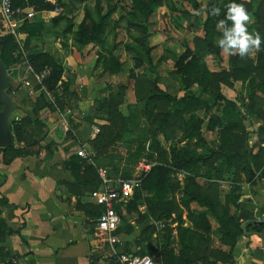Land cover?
<instances>
[{
    "label": "trees",
    "instance_id": "trees-1",
    "mask_svg": "<svg viewBox=\"0 0 264 264\" xmlns=\"http://www.w3.org/2000/svg\"><path fill=\"white\" fill-rule=\"evenodd\" d=\"M60 2L61 0H57ZM160 0H131V10L127 13L129 18L128 24L130 27L140 29L143 37L139 39L136 37L134 43L139 46L142 52H138L135 48L126 47L127 56L133 61V67L137 68L136 62H145V66L155 72L156 65H151V49L147 47L148 21L154 14L155 8L159 5ZM186 2L192 9L193 13L189 11H172L176 14L187 17V27L195 29L201 33L194 36L192 40L193 48L188 45H183V49L179 53H175L176 58L173 62L169 75L176 79L179 83V90L183 91V96L178 98L170 95L167 91L162 90L157 83V78L149 81L146 94L142 97L140 102L141 118L147 123L149 127L150 137H139L134 139V149L127 156L131 160L144 159L147 164L151 165L149 170L142 171V181L140 187L134 191L133 197L122 208L117 207L116 210L121 218L120 226L117 230L118 234L125 236L131 235L132 225L129 222L122 220V211L125 207L127 212L136 210L139 201L145 204L146 211L140 214V219L143 224L150 220H161L162 216L168 218L173 216L176 211V226L166 229L163 233L164 238L170 243H161L156 245V251L159 252L158 264H217V263H231V253L223 251L221 248L226 247L232 249L237 239L242 235L240 223L237 221L236 209L239 207L238 199L241 196V187L236 180L235 175L226 174L221 169L235 167L242 171L247 180L251 179L253 171L251 164L254 165L256 157L248 156L242 152L246 148V141L249 137V130L245 129L243 124H226L222 126L221 120L211 115L207 126L208 130L218 129V143L215 149L207 148L204 140L201 138L200 128L202 121L195 119L191 115L195 110L205 109L210 112L214 105L220 100L219 95H216L213 103L203 101L200 99L202 94L219 93L220 85L233 87L235 82L249 80L251 92L248 96V110L249 115H256L259 119L264 121V111H256L255 97L256 92L264 93V42L261 44V50L256 56V63L253 64L251 60L240 58L239 55L231 56L230 66L228 70L223 65L222 50L217 46L216 41L222 36V31L217 30V22L225 19L227 11L226 5L232 2L243 4L248 12H251V4L256 2L258 4L257 10L253 14L257 25L259 26V34L262 41H264V0H250L245 2L242 0H208L206 6L205 20L198 24L197 12L199 6L196 0H181ZM15 6L25 8L27 4L33 6L36 11H53L59 4H51L45 0H14ZM213 6L221 9L219 16H212L210 10ZM113 9H109L104 15L98 14L97 20L92 19L88 13H85L83 20L78 24L77 31L74 32V23L72 19L63 16H56L53 18L54 23L65 21L66 26L63 30V35L74 34L75 40L79 44V48L91 43L101 42L102 31L105 21L110 16ZM182 22H178L181 25ZM178 25V26H180ZM21 31L27 34V39L39 36L42 32V26L38 22L24 23ZM17 49V44L14 38L10 35L0 36V60L6 67L13 68L19 66L22 60L20 57L14 56ZM112 54V53H111ZM204 55H210L215 64L219 66L218 73L211 72L203 60ZM27 61L35 72H41L45 68L49 70V75L40 86L31 79L33 90L38 92L32 103V116L34 120H30L26 113L23 120H13L11 123V132L13 135V145L6 148H0V159L7 152H12L16 156L26 157L36 154L41 142L45 141L47 131L43 120L47 118L52 111V106L47 101L44 95V89L52 93L53 97H59L54 91L57 83H60L62 90L66 93L68 91V81L62 80L64 68L57 64L46 53H28ZM98 63H102L103 72L108 75H115L122 71L123 64L119 59L113 55H101L97 59ZM154 64V63H153ZM22 70V68H20ZM21 72L18 69L15 72ZM157 77V76H156ZM197 86L193 91V86ZM20 85L9 79V88L7 93L13 98L17 97L22 102V98L17 89ZM25 90V89H24ZM17 94V95H16ZM74 96V95H73ZM228 107H233L232 104L226 103L223 111ZM46 109L47 111H45ZM261 109V108H259ZM45 111V112H44ZM190 114V115H189ZM189 116V117H188ZM188 117V118H187ZM70 129L66 134L68 140L77 142L74 132L77 130V124L72 120L68 121ZM125 130V129H124ZM178 130L185 132V139L187 143L182 147L170 145L168 149H164L161 145L160 137L164 143L175 140V133ZM126 129L124 136H119L120 142L129 138ZM99 133L88 141L91 149L94 151L98 149L101 142H103V134ZM116 133V135H118ZM149 148L146 151L147 141H149ZM52 143V142H51ZM22 145V147L18 145ZM79 145V144H77ZM48 146V145H47ZM46 146V148H48ZM80 146V145H79ZM198 148L208 150V154L201 155L197 152ZM88 152H90L88 150ZM103 151H101L102 153ZM93 160L96 162L100 153L96 154ZM220 161V168L215 167L214 164ZM84 160L71 156L69 160L64 163L65 170L71 172L75 179L76 187L81 192H92L98 189L101 185L99 177L96 176L92 167L84 166ZM198 165L208 167L216 171L214 180L212 181V174L207 175L205 186H200L196 182L195 172ZM107 170V169H106ZM184 173L183 183L177 179V174ZM107 174L113 179H130L129 172L114 170L113 176L108 170ZM230 182L232 188L227 192L220 190L216 182ZM176 194L179 195L176 199ZM224 202H221L220 198ZM5 201H0V206L5 205ZM90 208L92 218H97L102 208L100 206L86 205ZM234 209L235 212L231 210ZM186 211L187 224L184 225L182 220V211ZM174 217V216H173ZM147 229L152 226H148ZM148 231V230H145ZM176 232L177 250L175 251L171 241V233ZM216 232L218 235L219 248L215 247L212 233ZM15 233L5 226L3 219L0 220V238L5 234L10 235ZM151 235V232L149 233ZM139 247V246H138ZM142 247V246H140ZM152 247V244L150 245ZM124 252L143 256L145 251L140 248L139 251L134 252L131 249L129 242L125 243ZM5 250L0 247V260L5 261Z\"/></svg>",
    "mask_w": 264,
    "mask_h": 264
},
{
    "label": "crops",
    "instance_id": "crops-1",
    "mask_svg": "<svg viewBox=\"0 0 264 264\" xmlns=\"http://www.w3.org/2000/svg\"><path fill=\"white\" fill-rule=\"evenodd\" d=\"M24 1L28 3V0ZM45 1L56 5L59 3L56 6L59 10L60 5L64 4L63 1L58 2L57 0ZM242 1L249 2L250 0ZM257 7L256 2L251 4V12L249 13L251 21L247 26L250 33L259 32V26L253 15ZM25 8L27 11L34 13V16L26 23L38 22L42 26L41 34L28 38L27 42V34L22 31L21 37L26 52L47 53L55 59L57 56L61 59L64 57L67 64L65 65L67 75L74 74V65L80 63L81 59L87 62L96 59L95 54H93L94 51L88 52L92 45H86V48H83L81 52H70L67 55L64 53L61 47V32L65 28L66 22L54 23L53 18L58 14L54 11L55 9L53 11H36L30 4H27ZM205 11L206 8L202 11L200 24L205 20ZM1 23L0 28L5 29ZM217 30L222 31L218 27ZM0 34L2 33L0 32ZM187 44L192 48L191 42ZM129 47L138 50L136 44ZM162 50L161 57H172L173 62L176 58L175 53L180 52L178 50H168L165 47ZM258 52L254 51L246 56V59L255 64ZM222 56L223 65L228 70L231 56L234 55L222 51ZM202 58L211 72L218 73L219 66L215 64L210 55H204ZM119 61L123 64V69L126 61L122 59H119ZM152 62L156 65L155 72L158 73L159 77L158 86L174 97H182L183 91L179 90V83L169 75L171 69L163 74L164 68L161 66V62L154 60ZM72 63L75 64L72 65ZM97 72L98 69H94L92 73L94 77L89 73L83 76L76 74L78 81L74 82L75 86L72 83L70 85L73 93L78 90V85H80L83 96H85V92L87 93L79 104L80 106L83 105V114H86L87 107L89 105L91 107L96 96L99 95L98 84L102 83L103 85V82L95 77V75H98ZM121 73L122 71L117 75ZM108 77L112 76L108 75ZM196 87V85L193 86V91L197 89ZM250 92L251 86L248 79L235 82L233 87L221 84L219 93L202 94L200 97L203 101L213 103L216 95H219L220 100L217 101L213 109L206 112L202 108L191 114L195 119L202 121L201 138L207 148L211 149H215L218 143V129H207L211 115L218 117L222 122V126L230 123L243 124L245 129L249 130V137L246 141V148L242 152L247 154L248 160L251 156L256 157L254 165L251 164L254 176L249 180L242 171L237 170L235 167L221 169L219 167L220 161L214 164L222 172L235 175L241 187V196L237 202L239 207L235 211L240 227L242 223L244 224L241 227L243 230L242 235L237 239L232 249L221 248L217 233H212L215 247H220L227 253L230 252L232 258L231 263L219 262L217 264H264V121L256 115H249L248 96ZM226 103L232 104L233 107H228L223 111ZM255 103L256 111H264V93L256 92ZM22 113L21 109H17L14 120H19ZM43 121L47 128V137L39 145L36 154L21 157L12 152H7L0 159V201L4 200L6 202L5 205L0 206V220L3 219L7 229L15 232L10 235L5 234L0 238V247L4 248L5 256H9L5 257L4 262L0 260V264H105L101 257L106 253V250L96 249V241L92 234L96 218L91 217L90 208L86 206L96 207L90 198L93 191L81 192L74 184L75 179L71 172L64 168V163L71 156L77 157L76 150L78 148L76 147H79L77 144L81 147L86 143L88 144L91 126L89 130V125L78 123V128L74 132L77 142H74L66 138L67 132L61 120L53 124L52 118L47 116ZM185 135L183 130H178L175 133V140L166 143L167 149L170 145L182 148L187 143ZM20 147L22 146L20 145ZM197 152L201 155L208 154V150L204 148H198ZM195 172L197 173L196 182L203 187L207 181V175L212 174L211 180L213 181L216 174V171L214 172L202 165H198ZM177 175H179L178 181L182 184L184 173ZM216 183L220 185L219 189H224L225 192L232 188L230 182L223 183L219 180ZM100 188L101 185L98 189ZM231 210L235 212L233 208ZM187 223L186 221L185 224ZM130 224L133 223L130 222ZM121 237L126 243L130 236L122 235ZM170 237L172 241L170 246L176 251V232L173 231ZM146 246L144 244L142 247L134 246L131 249L137 252L142 248L145 255H154L147 252ZM152 247L156 250L155 244H152ZM157 253L159 254L158 251H156ZM154 256L160 258L159 255Z\"/></svg>",
    "mask_w": 264,
    "mask_h": 264
},
{
    "label": "rangeland",
    "instance_id": "rangeland-1",
    "mask_svg": "<svg viewBox=\"0 0 264 264\" xmlns=\"http://www.w3.org/2000/svg\"><path fill=\"white\" fill-rule=\"evenodd\" d=\"M61 1H63L64 4L60 5V12L56 16L60 15L65 18L72 19V21L74 20V25L76 26L73 29L74 32L77 31V26L83 20L85 13H88L92 19L97 20L99 13L101 15H104L109 9H113V11L105 21L101 36V42H99L98 44H88V46L92 45V47L89 48L88 52L94 51L93 54H95L96 59L90 60L88 62L81 59L82 61L80 63H72V65L75 64L74 74L67 75L65 68V65L67 64L64 57H62L61 59L57 56V58L55 59L54 57L46 53L57 64L61 65L64 68L62 80L68 81L69 83L68 91L66 93L62 90V86L60 85V83H57L54 91L59 95L58 98L53 97L52 93L47 92L46 89L43 88L44 95L47 98L49 104L52 106V111L48 114V117L52 118L53 124L58 120H61L63 123H68L69 120H72L76 124L84 123L86 125H89V130L90 126H95L98 129L100 128V134H103V142H101L100 146H98V149L94 151L91 149L90 145L86 143V153L88 161L82 159L85 162V168L87 166L92 167V169L96 173V176L98 175L97 168L99 167L107 169L113 176H115L114 170L116 169L120 172H129L131 174V178L140 176L142 175V166L151 167V165L147 164L144 159L138 161L131 160L127 156V154L134 149V139L139 137H150L149 127L147 123L141 118L139 106L142 97L146 94L149 81L157 78L156 80L158 82L159 77L158 73L146 67L145 62L143 61L136 62L138 66L137 68H134V62L131 61L127 56L126 47H129L130 45L132 47V44L134 46V39L136 37H138L139 39L143 37L140 29L132 28L128 24L129 18L127 17V13L131 10V0ZM196 1L199 6L197 16L198 24H200L202 11L206 8L208 0ZM172 9L180 11L181 13H183L184 11L193 13V9L184 1L160 0L159 5L155 8L154 14L148 21V25L150 27L148 28L149 36L147 38L146 44L147 47L151 49L150 55L152 57V60L161 62V66L164 68L162 72L163 74H165V72H169L172 68L173 58L166 56L161 57V55L163 54L162 49L165 47V49L168 50H178L181 52L184 47L183 45H188L187 43L189 42H191V47L193 48L192 40L194 35L196 36L201 33L198 30L189 29L187 27V17L174 13ZM0 22H2V18L0 19ZM178 22H182L181 25L178 24ZM7 31L8 30L5 26V34H7ZM0 32H4V29H2V27L0 28ZM62 32L61 47L63 48L66 55L70 52H81L83 48H86L85 46L79 48V44L76 42L74 34L63 35ZM72 48H74V50H72ZM137 48L138 52H142L139 46H137ZM108 54L126 61L120 75L115 74L114 77L113 75H110L113 78L108 77V74H105L103 72L102 63L97 62L99 56H108ZM167 61L170 62L168 63ZM151 65H154L153 62H151ZM94 69H98V75H95V77L97 80H101L103 82V85L102 83L98 84L97 88L99 89V95L96 96L93 105L91 107L90 105L89 107H87L86 114H83V105L80 106L79 104L80 102H82V98L85 97L87 93L85 92V96H83V92L79 87L80 85L77 86L78 90L73 93L71 92L70 85L71 83L74 84V82L78 81V79H76V74L83 76L89 73L92 75V77H94L92 74ZM20 76L21 75L19 72L13 73L12 76L9 75V79L20 85V89H17L16 91L17 94L19 93L20 97L22 98V102L20 103V100L17 97L13 98V101L16 105V110L21 109L23 111V113L21 114L22 117H20L19 120L21 121L28 118L30 120H34L32 113L29 112L32 111V103L34 102L35 97L38 95V92H35L32 86L31 88H25L18 81V78ZM44 110L47 111L46 109ZM15 111H12L10 114V124L14 120ZM26 113H29V115H27L28 118H25L27 117ZM43 124L45 125L44 121ZM66 126L68 133L70 126L69 124ZM85 127L87 128V126ZM126 129H130V132L127 131L129 138H127V140H124L123 142H120L119 136H124ZM45 130L47 131L46 126ZM118 132L119 134L116 135V133ZM89 139L92 138H90L89 136ZM148 140L149 141H147L146 151L148 150L149 143L151 142L150 139ZM160 141L162 147L164 149H167V144L164 143L161 139ZM76 148L80 149L81 145ZM88 150L90 152H88ZM101 151L103 152L101 153ZM95 153H100V156L96 162L93 160V157H96ZM177 178L179 179V175H177ZM178 197L179 195L176 194V199H178ZM220 200L221 202H224L222 198H220ZM121 211L122 220L124 219L125 222L133 223L130 224L132 225V233L130 237H128L129 240L126 241L130 243L131 247H140L146 244V250L149 254L159 255L158 253L156 254V250L153 247H150V245L156 243V245L159 246L161 243H170L169 240H166L164 238L163 233L167 234L166 229L170 227L169 224L171 222L174 223L172 225L177 224L176 217L179 211H176L177 213H174V217L170 216L166 218L162 216L160 218L161 220L149 221L151 223H157L159 221L170 222L164 228L163 233L160 232L155 224H150L149 222H145V224H143V222H141L139 215L144 214L146 211L145 204L142 201L138 202L136 210L134 211L127 212L125 207L121 209ZM181 215L185 225L186 211L183 210ZM147 223H149L148 226H152V229L146 228ZM150 232L151 235H149Z\"/></svg>",
    "mask_w": 264,
    "mask_h": 264
},
{
    "label": "built area",
    "instance_id": "built-area-1",
    "mask_svg": "<svg viewBox=\"0 0 264 264\" xmlns=\"http://www.w3.org/2000/svg\"><path fill=\"white\" fill-rule=\"evenodd\" d=\"M56 13L60 10L55 8ZM0 16L2 18V24L7 28V34L5 29L0 36L10 35L14 38L17 49L14 52V56L20 57L22 62L19 66L10 68V76L13 75V70H19L20 77L18 81L26 88H31V79L34 80L38 85H42L45 78L49 75V70L45 68L41 72H35L31 65L27 61V52L24 48L22 41L21 28L23 24L34 16L32 11H27L26 8L15 6L14 0H0ZM22 68V70L20 69ZM17 72V71H16ZM43 89V88H42ZM67 123H64V129L67 132ZM90 138H94L98 133L99 129L95 126H91ZM87 145H83L76 151L77 157L87 160L86 153ZM149 166H142V171L149 170ZM141 171V172H142ZM97 174L101 182V188L93 191L90 194V198L94 204L100 206L103 211L95 220L93 227V237L96 241L97 250H106V253L102 255L101 259L105 264H148L145 260L149 257L151 264H158L159 258L154 255H135L132 253L124 252V240L122 235L117 233V230L121 223V218L116 210L117 207L122 208L123 205L127 204L128 201L133 197L134 191L140 187L142 181V175L135 176L130 179H113L107 174V170L99 167L97 168ZM155 224L157 228L163 233L164 228L168 225L167 221H159ZM170 225V224H169ZM172 225V227H175ZM126 258V259H123ZM139 258V259H136Z\"/></svg>",
    "mask_w": 264,
    "mask_h": 264
},
{
    "label": "clouds",
    "instance_id": "clouds-1",
    "mask_svg": "<svg viewBox=\"0 0 264 264\" xmlns=\"http://www.w3.org/2000/svg\"><path fill=\"white\" fill-rule=\"evenodd\" d=\"M226 9L225 19L217 22L218 29L222 30V36L216 41L217 46L224 53L239 55L242 59L254 51H260L261 44L264 41H262L259 33L248 31L247 26L251 21V16L245 6L232 2L226 5ZM210 12L212 16H219L221 9L213 6ZM145 260L148 261V264H151L149 257H146ZM133 264H135V261H133Z\"/></svg>",
    "mask_w": 264,
    "mask_h": 264
},
{
    "label": "water",
    "instance_id": "water-1",
    "mask_svg": "<svg viewBox=\"0 0 264 264\" xmlns=\"http://www.w3.org/2000/svg\"><path fill=\"white\" fill-rule=\"evenodd\" d=\"M11 69L0 60V148L13 145L10 114L16 109L12 97L7 93L9 88V73ZM244 224H241L243 227Z\"/></svg>",
    "mask_w": 264,
    "mask_h": 264
}]
</instances>
